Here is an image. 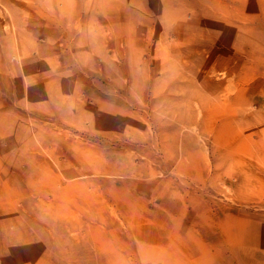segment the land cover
I'll list each match as a JSON object with an SVG mask.
<instances>
[{"label": "rangeland", "instance_id": "obj_1", "mask_svg": "<svg viewBox=\"0 0 264 264\" xmlns=\"http://www.w3.org/2000/svg\"><path fill=\"white\" fill-rule=\"evenodd\" d=\"M47 1H0V264H264V0Z\"/></svg>", "mask_w": 264, "mask_h": 264}, {"label": "bare ground", "instance_id": "obj_2", "mask_svg": "<svg viewBox=\"0 0 264 264\" xmlns=\"http://www.w3.org/2000/svg\"><path fill=\"white\" fill-rule=\"evenodd\" d=\"M1 1V0H0ZM52 2V0H48L47 2H44V3H51ZM70 2H71V0L69 1V2H67L68 3V5L70 4ZM67 3H62V5L63 6H67L66 4ZM8 4H9V2H7L6 3V6H8ZM4 11H5V16H7L8 18H9V20L11 21L12 20V16H11V14L9 13V10L6 8V7H4Z\"/></svg>", "mask_w": 264, "mask_h": 264}]
</instances>
